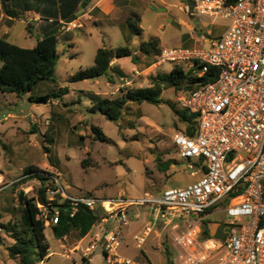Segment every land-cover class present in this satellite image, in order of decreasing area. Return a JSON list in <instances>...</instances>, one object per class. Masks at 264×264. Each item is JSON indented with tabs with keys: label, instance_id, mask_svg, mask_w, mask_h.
<instances>
[{
	"label": "rangeland",
	"instance_id": "374dc122",
	"mask_svg": "<svg viewBox=\"0 0 264 264\" xmlns=\"http://www.w3.org/2000/svg\"><path fill=\"white\" fill-rule=\"evenodd\" d=\"M167 1L170 6L166 8L185 23L175 21L171 15L167 19L164 12L156 15L149 9L139 22L141 33L131 35V40L114 29L92 26L84 29L86 21L83 19L80 21L83 27L67 30L68 26L64 25L63 33L59 35L60 57L53 79L39 82L32 91L21 97L0 92V264H20L19 259L9 257L8 247L14 244V240L1 226L11 223L22 228L24 205L20 196L22 194L23 198L29 199L37 195L42 183L39 176L48 179L45 182L59 178L72 196H90L103 201L97 203L95 210L101 217L97 227L102 222L106 225L118 221L115 215L122 210L114 204L107 208L103 204L106 201L115 203L121 198L136 200L146 193L157 194L164 189L182 188L196 182L192 171L183 169V164L189 163L179 155L172 141L178 131L185 129V125L179 122L176 108L180 111L185 109L178 101L174 88L164 86L159 105L128 103L120 122H114L100 112H91V93L113 99L123 90L149 87L159 74L171 73L175 64H159L158 57L146 55L140 50L141 43L161 38V49L184 48L194 44L193 37L200 39L204 36L202 44L193 47L208 48L210 39L218 40L230 25L226 19L190 18L174 7L181 0ZM22 26L17 29V35L24 28ZM209 31L212 32L211 36ZM106 42L112 48L138 49L140 58L133 62L139 65L138 73L131 71L134 64L125 58L121 64L129 75L124 79L103 76L98 80L71 82L74 74L94 65L97 49ZM17 45L33 47L25 42L24 37H19ZM63 89L68 91L61 94ZM47 94L60 97H53L48 103L30 100L31 97ZM94 126L107 136V141L96 139L92 130ZM160 160L161 163L174 161V164L169 170L161 171L158 165ZM30 168L32 173L27 175L25 171ZM130 208L125 211L129 215ZM161 220L162 217L159 222ZM159 222L156 221L162 232L164 253L158 251L157 257L151 256V261L154 264H169L167 247L170 260L175 264L178 254L174 244L175 234H171L167 224L161 221L160 225ZM209 223H212L211 236L224 241L226 214L217 212ZM46 228L51 256L35 264L87 262L82 260L80 252L61 248L62 241L55 237L53 228ZM125 228H122L123 233ZM75 232L78 231L74 230L64 241L73 240ZM129 256L134 264H149L138 251ZM91 264L107 262L101 254H97L92 256ZM204 264H214V261Z\"/></svg>",
	"mask_w": 264,
	"mask_h": 264
},
{
	"label": "built area",
	"instance_id": "2783aa9c",
	"mask_svg": "<svg viewBox=\"0 0 264 264\" xmlns=\"http://www.w3.org/2000/svg\"><path fill=\"white\" fill-rule=\"evenodd\" d=\"M179 7L190 18L230 22L218 40L210 39L208 48H162L158 57L159 64L173 63L192 71L194 78L215 73L209 81L200 80L195 90L176 94L185 110L197 114L193 137L178 131L172 138L189 163L183 169L197 180L111 203L122 209L115 215L119 225L108 229L100 223L86 253L102 248L107 264H131L120 255L122 228L133 219L125 211L147 207L154 221L135 236L140 248L162 217L175 234V264H264V0H182ZM81 19L64 25L67 30L83 27ZM199 38L193 40L202 44L205 37ZM42 183L49 201L40 207L46 226L59 224L65 203L74 216L81 206L95 211L103 202L70 195L59 178ZM221 210L226 214L225 240H215L211 233L205 237L204 222Z\"/></svg>",
	"mask_w": 264,
	"mask_h": 264
},
{
	"label": "trees",
	"instance_id": "16d2710c",
	"mask_svg": "<svg viewBox=\"0 0 264 264\" xmlns=\"http://www.w3.org/2000/svg\"><path fill=\"white\" fill-rule=\"evenodd\" d=\"M8 1L10 0H2L5 8L8 6ZM8 13L12 14L10 11ZM73 20L68 21V23ZM127 23L133 35L141 33L142 29L137 20L129 19ZM59 35L58 30L53 29L39 39L33 48L21 47L0 37V92L12 93L21 97L32 91L39 82L53 79L60 57L58 51ZM160 46V39L153 38L141 43L140 50L146 55L159 57L162 51ZM128 57H131L133 62L137 59V56L128 48H110L105 44L98 49L94 65L81 69L74 74L71 77V82L98 80L108 74L115 59ZM211 75H215L213 70L208 72L205 78L198 79L192 76V71L175 66L170 74H159L152 80L151 86L123 90L121 95L113 99L103 98L100 94L91 93L90 98L93 104L91 112H100L108 119L120 122L128 103L141 104L147 102L159 105L162 102L161 97L165 85L174 88L176 93H188L199 86L200 80L209 81ZM67 91V89H63L60 93L65 94ZM53 97H60V95L47 94L36 98L31 97L30 100L32 102L48 103ZM176 113L179 122L185 125L184 131L181 132L193 137L197 124V114L188 110L180 111L177 108ZM92 130L97 140L102 142L108 140L107 136L98 127L94 126ZM173 164L174 161L161 163L160 160L158 165L161 171H167ZM25 172L27 175L31 174L32 168ZM39 179L42 181L47 180L42 176H39ZM42 184L37 190V195L33 198H23L22 194L20 196V200L24 205L22 228L19 229L17 225L11 223L1 226V229L9 233L14 240V244L8 247L9 257L19 259L20 264L43 262L50 254V245L46 236V223L40 210V207L47 205L49 201L45 184ZM62 208L60 222L53 228L55 236L59 239H63L73 230H77L80 237L83 238L101 220L96 211L85 206L79 207L74 216H71L68 203L62 205ZM203 232L205 237L210 236L209 221L204 222ZM166 250L168 262L172 264L171 254L168 252L167 247Z\"/></svg>",
	"mask_w": 264,
	"mask_h": 264
},
{
	"label": "crops",
	"instance_id": "0c3cea01",
	"mask_svg": "<svg viewBox=\"0 0 264 264\" xmlns=\"http://www.w3.org/2000/svg\"><path fill=\"white\" fill-rule=\"evenodd\" d=\"M157 1L161 2L158 3ZM10 0L8 1V6L5 8L0 0V37L17 45V40L19 37H24L25 42L33 47L36 46L37 41L41 39L45 34L53 29H57L59 34L62 29L65 28L64 24L68 23L73 19H78L80 17L86 21V26H92L95 28H104V29H114L118 31L119 35L127 38L128 40L132 39L133 34L130 32L128 27V20L134 19L139 22L142 20V16L149 9L153 10L155 14L164 12V16L168 19V15L173 16L175 21L179 23H185L184 20L172 15V13L166 8L170 6L167 0ZM182 1V0H181ZM180 5V4H179ZM179 5L175 4L174 7H178L182 11ZM173 6V5H172ZM12 12V14L8 12ZM183 12V11H182ZM184 13V12H183ZM188 16V15H187ZM20 25L22 31L17 35V29ZM141 28V25H139ZM142 29V28H141ZM162 29V28H161ZM192 29V27H191ZM19 31V30H18ZM132 35V36H131ZM193 39V38H192ZM74 41V40H73ZM161 41V38H160ZM107 45L112 48L107 42L103 45ZM162 44V43H161ZM194 40L193 45L188 47H193L198 45ZM29 47V48H33ZM27 48V47H25ZM100 48V47H99ZM98 48V49H99ZM97 49V51H98ZM137 58H140V53L138 49L132 51ZM97 53V52H96ZM133 63L132 58L128 57ZM127 58V59H128ZM122 59H115L112 62V68L109 70L106 76L109 78H121L124 79L129 73L121 64ZM134 64V63H133ZM139 65L134 64L131 68V71L138 73ZM184 166V164H183ZM182 166V167H183ZM2 182L0 176V183ZM42 182V181H41ZM41 184L39 185V188ZM38 188V189H39ZM222 211V210H221ZM220 211L214 212L210 219ZM131 216H133L132 221L129 225L124 226V239L123 245L120 250V255L125 260H130L131 264L134 262L129 256L130 253L139 252L142 255V259L147 261L149 264H154L151 261V256L157 257V252L161 251L164 253V248L161 241V230L157 227V223L152 225V232L147 238L144 246L141 248L138 246L135 236L140 234L146 229L150 222L154 221L152 213L149 208L144 207H131L130 208ZM164 222V220H161ZM159 222L161 225L162 222ZM109 223V222H108ZM109 225V228L113 229L118 226V221L115 220L112 224ZM56 226V225H55ZM212 223H209V230L211 231ZM217 226V224H216ZM54 228V226H47ZM96 225L91 229V231L85 236L80 237L79 232H75L71 241H64L66 236H69L74 232V230L66 235L60 245L61 248L69 250V252H80L82 254V260L84 259L87 262L85 264H91L92 256L97 255L93 253L87 256L86 249L94 241V234L96 232ZM219 228V227H217ZM47 229V228H46ZM54 232V231H53ZM55 235V234H54ZM101 249L98 250V252ZM51 256V252L49 254ZM49 256L46 258L48 259ZM70 257V255H67ZM103 256V255H102ZM104 257V256H103ZM45 259V260H46ZM44 260V261H45ZM43 261V262H44ZM81 264V263H75Z\"/></svg>",
	"mask_w": 264,
	"mask_h": 264
},
{
	"label": "bare ground",
	"instance_id": "6f19581e",
	"mask_svg": "<svg viewBox=\"0 0 264 264\" xmlns=\"http://www.w3.org/2000/svg\"><path fill=\"white\" fill-rule=\"evenodd\" d=\"M105 204V206L107 207V208H110L111 207V203L109 202V201H106V203H104Z\"/></svg>",
	"mask_w": 264,
	"mask_h": 264
},
{
	"label": "water",
	"instance_id": "95a60500",
	"mask_svg": "<svg viewBox=\"0 0 264 264\" xmlns=\"http://www.w3.org/2000/svg\"><path fill=\"white\" fill-rule=\"evenodd\" d=\"M97 254L104 255V251L102 250V248H101V250L99 252H97Z\"/></svg>",
	"mask_w": 264,
	"mask_h": 264
}]
</instances>
